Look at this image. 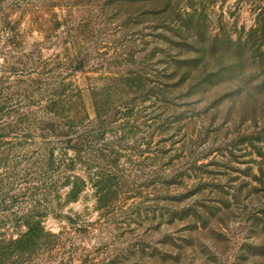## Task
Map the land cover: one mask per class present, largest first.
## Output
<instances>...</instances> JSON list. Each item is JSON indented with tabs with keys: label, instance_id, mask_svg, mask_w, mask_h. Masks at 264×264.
<instances>
[{
	"label": "rangeland",
	"instance_id": "1",
	"mask_svg": "<svg viewBox=\"0 0 264 264\" xmlns=\"http://www.w3.org/2000/svg\"><path fill=\"white\" fill-rule=\"evenodd\" d=\"M255 29L264 0H0V264H264ZM96 100L100 201L63 163Z\"/></svg>",
	"mask_w": 264,
	"mask_h": 264
},
{
	"label": "trees",
	"instance_id": "2",
	"mask_svg": "<svg viewBox=\"0 0 264 264\" xmlns=\"http://www.w3.org/2000/svg\"><path fill=\"white\" fill-rule=\"evenodd\" d=\"M262 27L260 28V30ZM259 29L253 30L251 33L248 34L249 38L252 40V43H249L251 46V51L256 55L255 58L258 59V69L261 71H264V53L261 55L260 48L264 47V34L262 33L261 37H257V32ZM264 73V72H263ZM132 74H127L123 80L121 81L123 85L127 88L129 85L133 82L140 79L132 78ZM135 76V75H134ZM136 77V76H135ZM103 105L101 102L96 100L92 106V112L94 115V118L92 121L88 119V113L85 112L86 120H88V129L86 130L85 134L81 136V138H77L75 140V143H73L72 135H75L77 132L74 131L71 133V135L68 138L67 141V147L68 149L72 150V156L67 158V160L64 163V167L70 170L75 169L78 165L84 168L86 172L92 173L93 170H97V173L94 174L97 178V180L94 182V187H96L95 197L99 196V201L111 193V179L110 176H107V174H101L104 172H107L104 168L102 169V165L104 163V157L100 152L104 151L105 149L98 147V144L100 141H102L105 137V135L108 133L107 128L111 123L109 122L110 116L108 115L109 111H103ZM108 126V127H107ZM105 176H107L105 178ZM68 180V183L70 184V191L68 193V197L71 200H76L81 192L83 191L85 187V181L83 178L79 177H73V181ZM106 190V194L103 195V190ZM31 231L29 230L27 235H25L26 238L30 236ZM24 241L22 239L18 240L14 244H21Z\"/></svg>",
	"mask_w": 264,
	"mask_h": 264
}]
</instances>
